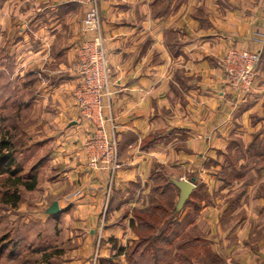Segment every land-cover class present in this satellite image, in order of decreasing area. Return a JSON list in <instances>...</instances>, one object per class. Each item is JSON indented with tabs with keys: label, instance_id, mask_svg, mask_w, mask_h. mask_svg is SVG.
Instances as JSON below:
<instances>
[{
	"label": "crops",
	"instance_id": "obj_1",
	"mask_svg": "<svg viewBox=\"0 0 264 264\" xmlns=\"http://www.w3.org/2000/svg\"><path fill=\"white\" fill-rule=\"evenodd\" d=\"M100 6L105 44L115 70L113 111L125 166L113 192L105 234L126 242L125 237L132 233L133 216L125 211L137 207L136 194H131L128 184L145 180L159 161L171 163L178 145L195 149L202 164L216 159L211 157H217L221 150L235 152V141H242L245 147L252 144L254 154H260L264 66L261 63L252 93L235 104L225 90L219 59L232 46L264 53V0H100ZM84 12L85 5L77 0H0V37L6 30L14 37L21 30L22 35L10 46L16 59L12 69L44 70L39 73L44 76L37 100L43 106L42 128L47 136L40 144L49 147L55 143L50 147L52 158L57 155L61 165H68L64 168L70 166L51 189L65 192L58 202L61 210L73 206L71 215L77 216L74 227L90 230L89 235L82 232V251L89 255L95 241L93 230L104 206L107 174L92 169L83 152L84 141L93 129L79 121L75 90L80 79L70 70L77 49H68L67 40H57L67 21L73 31L71 38H81ZM53 48L55 57L49 55ZM1 85L6 84L0 81ZM229 107L234 110L232 118L226 113ZM256 155L253 160L261 158ZM178 157L186 159L180 161L182 164H189V154ZM238 160L241 164L248 161L244 157ZM205 174L201 175L208 181L212 175ZM216 177L218 183L224 181ZM75 190L81 191L79 197L72 196ZM207 213H213L212 206L200 211L201 216ZM118 215L126 217L124 226L111 222ZM202 217L186 220L184 228L197 224L202 231L212 228L217 235L220 225L215 222L212 227ZM112 249L103 246L101 256L109 252L116 255ZM224 258V264H232ZM81 261L85 260L72 264Z\"/></svg>",
	"mask_w": 264,
	"mask_h": 264
},
{
	"label": "rangeland",
	"instance_id": "obj_2",
	"mask_svg": "<svg viewBox=\"0 0 264 264\" xmlns=\"http://www.w3.org/2000/svg\"><path fill=\"white\" fill-rule=\"evenodd\" d=\"M84 5L85 12L81 20V28L78 27L81 38L75 40L71 38L73 31L67 20L57 38L59 43L60 40H67L68 49L73 47L77 49L72 66L70 65L72 67L70 70L80 79L75 96L82 84V77L73 68L82 41L89 38L82 29L87 10L86 4ZM99 9L101 13L100 2ZM76 23H80V20L77 19ZM104 32L102 18V35L107 49ZM17 35L22 36L21 30H17L15 37L13 34L9 35L8 30L0 37V81L6 84L0 86V139L4 136L7 140H11L12 143L9 144H13L1 153L11 152L15 161L12 170H16V176L21 178L20 184L14 185L13 178L16 176L13 175V178L8 179L10 173L5 171L7 164L1 165L0 264H72L78 263L82 258L85 261L84 263L81 261V264H117V262L118 264L121 262L122 264H224L227 262L224 256L229 258L232 264H264V139L261 140L260 154H254L255 149L252 148V144L245 147L242 141H235L238 146L235 152L231 149L221 150L217 152V157H211L216 159H210L203 164L195 149H186L184 145H178L176 156L172 161L177 163L159 161L152 165L145 180L138 179L139 181L128 184L131 194H136L134 198L137 201L135 202L137 207H129V210L125 211L134 219L130 218L132 233L125 237L126 242H124L119 238H108L105 234L106 225L110 219L108 210L114 196L113 192L117 187L119 172L125 167L122 162L118 129L121 167L113 177L110 178L107 174L104 206L98 216V225L93 230L95 233L93 253L86 255L85 249L82 251L85 244L82 232L89 235L90 230L74 227L77 216L71 215L73 206L67 207L71 203L64 201L68 203L67 210L63 209L57 214L47 213V209L54 201L63 200L65 192L56 193L57 189H51V187H55L56 182L59 184L61 177L66 174L65 171L70 166L64 168L68 165H61L57 155L52 158L54 152L50 153L52 151L50 147L55 143H51L49 147L46 142L44 145L47 147H42L40 144L47 136L42 128L43 106L40 107V100H37L40 95V81L44 76L39 73H43L44 70L20 69L17 72L12 69L16 59L10 46L18 39ZM72 40L74 42H70ZM54 47L58 48L60 45ZM55 48L49 53L52 57L56 55ZM238 48L256 50L247 46H232L219 59L225 90L235 104L244 102L254 89L253 87L248 94H242L233 86L225 73L223 65L225 57L231 49ZM263 54L261 50L258 70L261 63L264 66ZM110 64L113 86L115 70L111 61ZM114 99L115 94L113 101ZM77 106L79 107L78 101ZM233 111L232 107H229L226 112L230 118ZM113 115L118 128L114 111ZM79 121L83 122L82 115ZM218 121L221 122V118ZM92 134L93 130L90 136ZM90 136L84 141L85 155L86 142ZM180 153L190 155L187 158L188 165L180 162L186 160L178 157ZM255 155L261 158L253 160ZM195 156L197 159L193 160ZM242 157L248 161L241 164L238 159ZM207 172L212 175L208 181L201 175L206 176ZM216 176L224 181L218 183ZM193 177L197 179L194 182L195 187L187 199L181 203V189L178 182L191 181ZM34 178L37 182L35 187L28 189L25 184L32 183ZM15 189L20 194V200L16 205L6 201V197L9 198ZM133 189H135L134 192ZM76 193L78 195H75ZM80 194V190H75L72 196L79 197ZM209 206L213 207V213L202 214V216H205V221H208L212 227L215 222L220 225V232L217 235L213 233L212 228L202 231L197 224L189 227L192 224L190 223L184 228L183 224L186 220H201L203 217L200 211ZM125 220V216L118 215L111 222L124 226ZM106 245L113 248V253L124 255L119 257L116 253L114 255L109 252L108 256L102 257L101 249ZM120 248H123L122 251ZM106 252L108 254V251Z\"/></svg>",
	"mask_w": 264,
	"mask_h": 264
},
{
	"label": "built area",
	"instance_id": "obj_3",
	"mask_svg": "<svg viewBox=\"0 0 264 264\" xmlns=\"http://www.w3.org/2000/svg\"><path fill=\"white\" fill-rule=\"evenodd\" d=\"M78 1L87 6L82 29L89 35L82 41L73 68L82 77V84L76 93L81 115L83 121L93 129V134L86 142V156L92 169L107 172L111 178L121 164L112 111V67L102 35L100 0ZM260 59L261 50L242 48L231 49L225 57V73L242 94H248L253 89Z\"/></svg>",
	"mask_w": 264,
	"mask_h": 264
},
{
	"label": "trees",
	"instance_id": "obj_4",
	"mask_svg": "<svg viewBox=\"0 0 264 264\" xmlns=\"http://www.w3.org/2000/svg\"><path fill=\"white\" fill-rule=\"evenodd\" d=\"M9 143H12L11 140H7V138H4V136L0 139V169H1V165L6 163L7 164V168L5 171L9 172L10 173V177L8 179H10L11 177L13 178V175L16 176V170H12V166L15 164V161H14V157L13 155L11 154V152H5V153H1L4 149L8 150L10 145H13V144H9ZM3 170H1L2 172ZM20 181H21V178L20 176H16L15 178H13V184L14 185H18L20 184ZM36 178H34L32 180V183H22V184H25L27 185V188L28 189H33L36 185ZM20 200V194L18 192L17 189H15L13 191V193L10 195L9 198L6 197V201H8V203H12V204H17L18 201ZM123 248H120V250L122 251Z\"/></svg>",
	"mask_w": 264,
	"mask_h": 264
},
{
	"label": "water",
	"instance_id": "obj_5",
	"mask_svg": "<svg viewBox=\"0 0 264 264\" xmlns=\"http://www.w3.org/2000/svg\"><path fill=\"white\" fill-rule=\"evenodd\" d=\"M73 124H76V121L73 122ZM196 178L193 177L191 181L185 180L184 182H178V186L181 189L180 192V201L183 203L187 197L190 195V193L193 191L195 187ZM61 211L60 205L58 201H54L49 208L47 209V213L49 214H57Z\"/></svg>",
	"mask_w": 264,
	"mask_h": 264
}]
</instances>
